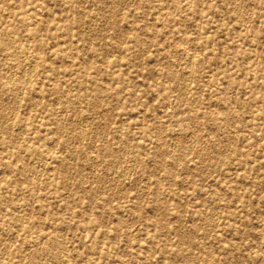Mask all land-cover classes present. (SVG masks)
Masks as SVG:
<instances>
[{
  "label": "rangeland",
  "instance_id": "1",
  "mask_svg": "<svg viewBox=\"0 0 264 264\" xmlns=\"http://www.w3.org/2000/svg\"><path fill=\"white\" fill-rule=\"evenodd\" d=\"M0 264H264V0H0Z\"/></svg>",
  "mask_w": 264,
  "mask_h": 264
},
{
  "label": "bare ground",
  "instance_id": "2",
  "mask_svg": "<svg viewBox=\"0 0 264 264\" xmlns=\"http://www.w3.org/2000/svg\"><path fill=\"white\" fill-rule=\"evenodd\" d=\"M28 58V57H27ZM35 64V63H34ZM28 66V65H27ZM34 68V67H33ZM29 72V71H28ZM19 76V75H18ZM11 79V78H10ZM19 79H21V78H19ZM28 79H30V78H28ZM22 80V79H21ZM17 81V80H16ZM23 81V80H22ZM12 82V81H11ZM24 82V81H23ZM19 85V84H18ZM14 90H15V88H14ZM16 93V92H15ZM3 124V123H2ZM82 133V132H81ZM65 261V260H64Z\"/></svg>",
  "mask_w": 264,
  "mask_h": 264
}]
</instances>
